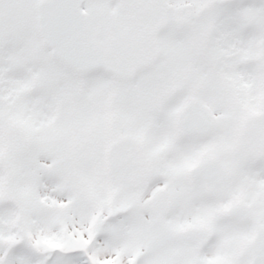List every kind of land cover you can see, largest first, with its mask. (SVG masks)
Segmentation results:
<instances>
[{"label": "snow or ice", "instance_id": "6c2138e0", "mask_svg": "<svg viewBox=\"0 0 264 264\" xmlns=\"http://www.w3.org/2000/svg\"><path fill=\"white\" fill-rule=\"evenodd\" d=\"M0 264H264V0H0Z\"/></svg>", "mask_w": 264, "mask_h": 264}]
</instances>
